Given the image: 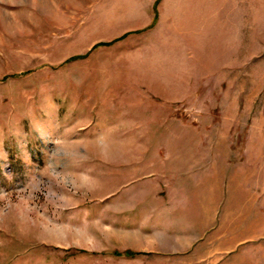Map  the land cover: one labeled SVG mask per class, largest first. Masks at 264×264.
Segmentation results:
<instances>
[{
  "label": "rangeland",
  "instance_id": "rangeland-1",
  "mask_svg": "<svg viewBox=\"0 0 264 264\" xmlns=\"http://www.w3.org/2000/svg\"><path fill=\"white\" fill-rule=\"evenodd\" d=\"M0 264H264V0H0Z\"/></svg>",
  "mask_w": 264,
  "mask_h": 264
},
{
  "label": "crops",
  "instance_id": "crops-1",
  "mask_svg": "<svg viewBox=\"0 0 264 264\" xmlns=\"http://www.w3.org/2000/svg\"><path fill=\"white\" fill-rule=\"evenodd\" d=\"M209 229L213 230L212 227H210ZM207 230H208L207 227L201 228L198 226L197 227H191L188 230L183 229L181 237H179L178 232H176V235H177V237H179V239H182L183 241L185 239H187L188 241H190V246H189V249H186L187 245L184 244V250L183 251L176 250V251H173V254L176 255L177 253H179L180 256L184 257L185 262H187V260H188L187 255L189 254L192 263L198 262L200 259L196 260V255H198L199 246L202 244L201 240H203V237L206 234Z\"/></svg>",
  "mask_w": 264,
  "mask_h": 264
},
{
  "label": "trees",
  "instance_id": "trees-1",
  "mask_svg": "<svg viewBox=\"0 0 264 264\" xmlns=\"http://www.w3.org/2000/svg\"><path fill=\"white\" fill-rule=\"evenodd\" d=\"M133 254V253H132ZM129 251L128 252H126V255H132Z\"/></svg>",
  "mask_w": 264,
  "mask_h": 264
}]
</instances>
